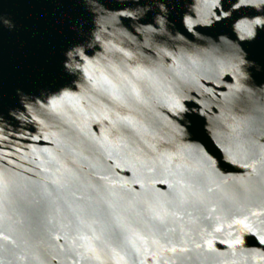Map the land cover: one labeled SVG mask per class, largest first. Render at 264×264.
<instances>
[{
    "label": "snow or ice",
    "instance_id": "6c2138e0",
    "mask_svg": "<svg viewBox=\"0 0 264 264\" xmlns=\"http://www.w3.org/2000/svg\"><path fill=\"white\" fill-rule=\"evenodd\" d=\"M22 2L48 10V27L58 40L21 74V83L9 87L0 73V119L11 121L12 113L26 109L41 114L39 123L45 127L46 122L66 127L56 140V154L48 148L32 149L29 163L36 170L17 163L10 151L0 156V264H237L214 247L223 216L215 217L212 232L175 227L188 209L211 219L212 213L235 208L239 215H231L228 227L239 231L220 243L232 249L246 240L264 246V219L260 226L250 220L264 217V0H212L215 11L203 21L232 29L240 28L237 11L247 17L242 34L234 37L242 43L229 46L228 63L238 81L233 94L246 93L241 97L246 114L238 122L232 117L231 123L217 120L210 125L218 129L224 123L229 129L227 144L221 138L224 133L214 138L216 151L203 142L193 143L200 139L202 124L197 93L214 95L200 82L207 77L179 71L175 59V70L159 59L161 54L172 55L162 46L170 41L167 22L184 11L185 0H134L117 4L121 11L114 16L104 0ZM97 12L124 24L132 18L141 24L133 31L145 40L147 55L113 44L108 51L119 56L105 55L104 63L93 59L89 42L100 39L92 33ZM181 19L185 25L194 23L190 15ZM22 30L0 0V47ZM225 101L235 106L228 97ZM161 107L170 117L158 111ZM93 124L102 126L99 136L91 131ZM101 158L113 163L105 166ZM19 159L28 160V155ZM85 161L96 171L85 172ZM227 164L250 171L228 177L221 171ZM123 167H129L134 179L112 178V170ZM129 184H139L142 191ZM221 202L229 207L218 209ZM21 208L33 222L30 234L18 229L15 216ZM188 215L191 219L192 213ZM244 233L249 236L242 238ZM61 238L64 243H56Z\"/></svg>",
    "mask_w": 264,
    "mask_h": 264
},
{
    "label": "water",
    "instance_id": "95a60500",
    "mask_svg": "<svg viewBox=\"0 0 264 264\" xmlns=\"http://www.w3.org/2000/svg\"><path fill=\"white\" fill-rule=\"evenodd\" d=\"M134 2V0H104V3L110 5L111 15H115L116 12L121 11L117 8V4ZM4 7L6 10L15 15L23 26V30L20 35L16 37H8L3 46L0 47V73L6 78L9 87L14 86L17 83H21V74L29 71L33 66L38 64L42 58L47 54L48 45L58 40V36L54 30L48 27L49 24V12L47 9H41L37 7H28L22 0H4ZM103 7V5H101ZM215 11L212 8V0H185L184 11H177L173 15V19L167 22V32L169 34V44L162 45L166 51L172 53L171 56L159 57L160 62L167 65H172L175 70L174 59L176 63L180 65L179 71L187 72L190 75H198L200 77H207L201 79V84L210 88L214 95L207 93H197V102L199 104V111L202 114L200 116V131L198 135L200 139L193 143L203 142L216 151L213 146L214 138L224 133L225 144L228 143L226 133L229 129L224 123L220 125L218 129H212L210 125L217 120L232 122V117H236L237 122L242 120L245 116L243 109V103L241 101L242 96H246V93L239 92L234 93V88L238 81L232 75L229 63V46L237 43L239 35L244 24L247 22L246 14L242 11H237V20H239L240 28L229 29L227 25L218 24L213 22L212 24H205V19H211V12ZM190 15L194 23L192 25H185L182 23V16ZM235 23V22H234ZM142 27L134 18L130 19L127 24L117 18L116 20L109 19L105 15L95 13V24L92 29L93 36H99L98 41H90L92 47V58L101 60L104 63L103 57L107 55L109 58L119 56V53L108 51L111 45H116L117 48H124L127 51L138 53L145 51L146 42L141 35H138L134 29ZM191 29V30H189ZM131 33V35H129ZM172 37H176V40H172ZM179 37H183V40H179ZM235 37V38H234ZM210 46H212L210 48ZM156 49L152 50L153 57L156 56ZM147 55V52L145 51ZM188 57L196 59L195 65L191 64ZM78 83V81H77ZM225 97H228L233 101V105H226ZM86 103V102H85ZM224 105V107H222ZM195 110V106H194ZM163 116L170 117L167 109L161 107L158 109ZM14 119L11 121H5L0 119V156H3L5 152H11L13 159L17 163H22L25 168L35 169V164L29 163L34 159L31 155L32 149L43 150L48 148L53 151L54 154L58 152L59 145L56 143L57 139L63 137L64 133L62 129L66 126L56 127L51 125L48 127L39 123L44 117L35 112L26 109H18L15 113H12ZM36 119L33 120L32 117ZM161 120L163 117L160 118ZM185 124L190 125L191 121L186 120ZM162 127V125H161ZM91 131L97 136L102 131V126L93 124L91 125ZM207 133V135H204ZM47 135L49 138L44 139ZM32 137H39V139H32ZM219 143V141H215ZM19 148V153H16V149ZM87 154V153H86ZM22 155H28V160H20ZM89 155V160H93L94 156ZM41 158H44L41 156ZM39 162V161H37ZM101 162L106 166L113 163L106 158H101ZM87 161L84 162L85 172H94L95 169H89L87 167ZM221 171L228 177H239L245 175L250 169L240 168L239 165L227 164L225 168H221ZM25 175L32 176V173H24ZM145 175H150L145 173ZM35 178V177H33ZM95 178V177H94ZM112 178L115 180H129L134 179L133 173L129 170V167H123L121 169L112 170ZM129 187L136 192H141L139 184H129ZM156 188L162 192H167L166 185L156 184ZM253 208L257 207L256 203L250 205ZM219 209L223 207L227 209L229 206L227 202H221L216 205ZM188 212L192 213L191 219ZM239 215V212L233 208L229 213L227 211L212 213L211 219H206V213L197 211L194 209H188L182 213L183 219H178L175 227L179 229L184 227L185 231L193 230L198 232L200 229H204L208 232L213 231V227L216 224L215 217L217 215L223 216V228L220 232L214 233V247L218 253H222L224 258L231 261L236 260L237 264H264V246H259L258 243L246 240L243 245H237L235 249L228 246L227 243L221 244L220 241H227L236 236L239 228L233 226L232 229L228 227V220L231 215ZM15 219L20 223L18 229L21 233L30 234L34 225L24 208L15 216ZM264 217H250L251 222L260 226L261 220ZM195 221V222H193ZM62 235V234H61ZM249 234L244 233L242 238L248 237ZM47 239V237H45ZM258 239V238H257ZM3 243V241H0ZM63 244L64 240L56 242ZM235 251V257L232 256Z\"/></svg>",
    "mask_w": 264,
    "mask_h": 264
}]
</instances>
